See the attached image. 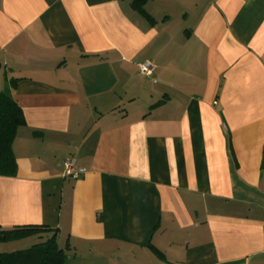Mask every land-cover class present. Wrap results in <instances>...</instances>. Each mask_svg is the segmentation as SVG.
Instances as JSON below:
<instances>
[{
    "label": "crops",
    "instance_id": "1",
    "mask_svg": "<svg viewBox=\"0 0 264 264\" xmlns=\"http://www.w3.org/2000/svg\"><path fill=\"white\" fill-rule=\"evenodd\" d=\"M145 10L0 0V93L18 80L26 120L0 230L47 226L66 264H264V0Z\"/></svg>",
    "mask_w": 264,
    "mask_h": 264
},
{
    "label": "trees",
    "instance_id": "2",
    "mask_svg": "<svg viewBox=\"0 0 264 264\" xmlns=\"http://www.w3.org/2000/svg\"><path fill=\"white\" fill-rule=\"evenodd\" d=\"M150 0H132V6L142 15L151 20L145 10ZM18 80H12L9 86L0 93V176L14 177L17 172V162L13 151V141L20 127L26 125L21 107L11 95V87H15ZM52 230L47 226H20L11 230H0V242L18 241ZM155 253L164 258L161 251L151 245ZM67 255L53 234L47 241L36 244L29 249L0 254V264H66Z\"/></svg>",
    "mask_w": 264,
    "mask_h": 264
},
{
    "label": "built area",
    "instance_id": "3",
    "mask_svg": "<svg viewBox=\"0 0 264 264\" xmlns=\"http://www.w3.org/2000/svg\"><path fill=\"white\" fill-rule=\"evenodd\" d=\"M154 66L151 62H145L140 66L142 76H152ZM86 170L78 166L77 159L70 157L64 162L63 176L73 180H78L86 174Z\"/></svg>",
    "mask_w": 264,
    "mask_h": 264
},
{
    "label": "rangeland",
    "instance_id": "4",
    "mask_svg": "<svg viewBox=\"0 0 264 264\" xmlns=\"http://www.w3.org/2000/svg\"><path fill=\"white\" fill-rule=\"evenodd\" d=\"M5 89V88H4ZM34 237H28L29 239L24 241L25 239H21V241H11V242H0V254L12 253L14 251L26 250L32 247L35 244L46 241V236L43 238H39L40 235H33ZM26 243V244H25ZM28 245V246H25ZM29 247V248H28ZM70 259V257H69ZM68 264H87V262L77 261H68Z\"/></svg>",
    "mask_w": 264,
    "mask_h": 264
}]
</instances>
